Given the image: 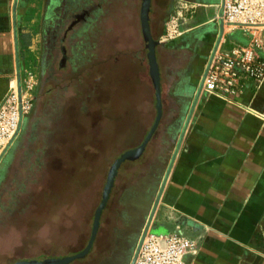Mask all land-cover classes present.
Returning a JSON list of instances; mask_svg holds the SVG:
<instances>
[{"label":"rangeland","instance_id":"obj_1","mask_svg":"<svg viewBox=\"0 0 264 264\" xmlns=\"http://www.w3.org/2000/svg\"><path fill=\"white\" fill-rule=\"evenodd\" d=\"M31 2L39 4L26 17L17 84L31 107L13 141L0 146V264L69 256L76 231L93 223L112 165L142 144L158 113L142 28L143 0ZM151 6L154 38L161 40L164 34V43L171 44L184 29L185 20L176 16L182 2L152 0ZM193 8L183 17L195 16ZM85 10L87 18L69 31L76 14ZM56 17L61 25L52 47ZM173 17L177 31L168 37ZM227 38L246 42L241 30ZM63 47L68 57L64 67ZM174 100L168 97L167 103L177 108ZM161 125L139 158L122 163L112 187V200L124 193L126 200L133 199L142 191L138 189L155 190L143 225L163 186V170L152 173L154 157L163 156L169 146V126Z\"/></svg>","mask_w":264,"mask_h":264},{"label":"crops","instance_id":"obj_2","mask_svg":"<svg viewBox=\"0 0 264 264\" xmlns=\"http://www.w3.org/2000/svg\"><path fill=\"white\" fill-rule=\"evenodd\" d=\"M178 1L183 6L176 16L185 20L184 29L171 44L164 43V34L157 39L162 117L168 120L161 118L159 125H168L170 135L163 156L154 157L152 173L163 170L164 187L150 230L160 224L165 227H157V233L181 230L195 240L186 264H264V80L242 78L237 95L203 87L218 44L222 0ZM36 3L0 0V106L18 86L28 32L24 25ZM191 7L195 16L183 17ZM234 30L249 40L243 29L224 25L223 49L246 43L227 38ZM151 31L154 36L153 26ZM168 97L177 108L168 105Z\"/></svg>","mask_w":264,"mask_h":264},{"label":"built area","instance_id":"obj_3","mask_svg":"<svg viewBox=\"0 0 264 264\" xmlns=\"http://www.w3.org/2000/svg\"><path fill=\"white\" fill-rule=\"evenodd\" d=\"M216 19L228 28L243 29L250 38L246 43L225 50L222 48L226 41L223 32L207 62L203 87L210 92L237 95L242 78L264 80V0H222ZM177 26L173 20L171 32H176ZM30 107L22 88L6 96L0 106L2 148L18 134ZM196 245L195 240L181 230L161 234L149 230L133 264H186V256L196 250Z\"/></svg>","mask_w":264,"mask_h":264},{"label":"flooded vegetation","instance_id":"obj_4","mask_svg":"<svg viewBox=\"0 0 264 264\" xmlns=\"http://www.w3.org/2000/svg\"><path fill=\"white\" fill-rule=\"evenodd\" d=\"M88 15L89 10L76 14L68 30H72L75 27L74 25L84 21ZM59 20V17H56L55 28L53 26L51 30L50 46L52 47L58 40L57 31L59 30L56 28L61 25ZM67 37L68 31L61 39L62 43H65ZM62 51L64 58L61 65L64 67L68 57L66 48L63 47ZM39 96L40 94H38ZM150 189H138L142 191L133 195V199L129 198L127 200L125 198L126 193H124V198L112 200V190L110 199H108L105 207L102 209L99 227L91 248L85 256L76 258L68 264H130L134 256L133 253H135L138 243L141 237H143L142 234L147 224L146 222L143 225V222L146 214L145 207L147 206V201L150 199ZM126 201L127 203H124ZM95 214L91 226L87 225V227L84 226L76 231L72 242V249L67 255L78 254L88 247L94 231Z\"/></svg>","mask_w":264,"mask_h":264},{"label":"water","instance_id":"obj_5","mask_svg":"<svg viewBox=\"0 0 264 264\" xmlns=\"http://www.w3.org/2000/svg\"><path fill=\"white\" fill-rule=\"evenodd\" d=\"M151 1L152 0H143V4H142V10H141V20H142V28H143V34L145 37V40L147 41V47L149 49L148 51V57H149V61H150V72H151V76L153 78V82H155V88H156V96H157V101H158V113L156 116V119L152 126V128L150 129V131L148 132L145 140L142 142V144L136 148L127 150L126 152H124L118 159L117 161L114 162V164L112 165L110 172H109V176H108V181L104 190V194H103V199L101 201V204L99 205L96 214H95V224H94V231H93V235L91 238V241L88 245V247L75 255H70V256H65V257H61V258H48L45 260H30V261H18L16 263L13 264H68L71 261H73L76 258L79 257H83L85 256V254L89 251V249L91 248L92 242L95 238V235L97 233L98 227H99V223H100V216H101V212L102 209L105 207L112 187L114 185V181H115V177L117 174L118 169L120 168V166L122 165V163L126 160H135L137 158H139L143 152L146 149L147 144L149 143V141L151 140L153 134L155 133V131L157 130L159 123L161 121L162 118V114H163V106H162V90H161V76H160V68H159V64H158V60H157V45L160 43L159 40L155 39L152 31H151V25H150V11H151ZM224 32V24L222 21H220V34L217 40V43L219 44V41L222 37V34ZM164 184L161 187L158 196L156 197L157 199H155L154 201V206H153V210L148 218L147 224L144 228L143 234L138 243V246L136 248V251L134 253L133 259L131 264L134 263V260L137 256V252L140 249L141 243L144 239V237H146V234L148 233L150 226H151V222L155 213V210L160 202V196L163 190Z\"/></svg>","mask_w":264,"mask_h":264},{"label":"trees","instance_id":"obj_6","mask_svg":"<svg viewBox=\"0 0 264 264\" xmlns=\"http://www.w3.org/2000/svg\"><path fill=\"white\" fill-rule=\"evenodd\" d=\"M150 23H151V20H150ZM151 27H152V23H151ZM156 122V121H155ZM154 124V123H153ZM153 126V125H152ZM152 128V127H151Z\"/></svg>","mask_w":264,"mask_h":264}]
</instances>
